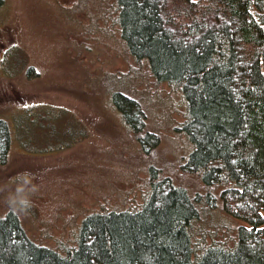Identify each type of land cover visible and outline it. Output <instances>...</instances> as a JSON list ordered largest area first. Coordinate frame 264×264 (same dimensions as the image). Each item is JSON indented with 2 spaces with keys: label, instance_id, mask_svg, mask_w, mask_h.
Returning <instances> with one entry per match:
<instances>
[{
  "label": "trees",
  "instance_id": "16d2710c",
  "mask_svg": "<svg viewBox=\"0 0 264 264\" xmlns=\"http://www.w3.org/2000/svg\"><path fill=\"white\" fill-rule=\"evenodd\" d=\"M114 7L132 71L182 95L178 129L191 149L182 169L172 172L193 174L202 188L175 185L153 164L151 131L140 135L145 98L136 78L121 73L123 89L114 91L113 101L148 165V195L135 207L87 213L74 245L63 251L34 241L11 207L0 214V264H264V0H114ZM204 14L212 15L211 23ZM169 22L179 25L181 37ZM25 106L29 116L37 113L31 110L37 103ZM8 140L0 118L1 164ZM214 198L244 223L234 226L230 244L198 249L193 221Z\"/></svg>",
  "mask_w": 264,
  "mask_h": 264
},
{
  "label": "rangeland",
  "instance_id": "374dc122",
  "mask_svg": "<svg viewBox=\"0 0 264 264\" xmlns=\"http://www.w3.org/2000/svg\"><path fill=\"white\" fill-rule=\"evenodd\" d=\"M114 8V0H0V118L9 135L0 163V214L17 209L27 234L59 251L74 245L87 213L135 207L149 193L148 165L113 101L114 91L123 89L121 73L136 78L145 98L140 135L151 131L153 164L175 185L202 188L193 174L172 172L182 169L191 149L178 129L182 95L132 71ZM203 20L211 23L212 15ZM167 28L181 37L177 23ZM26 103H37L34 116ZM237 223L244 222L214 198L193 221L194 246L230 244Z\"/></svg>",
  "mask_w": 264,
  "mask_h": 264
}]
</instances>
